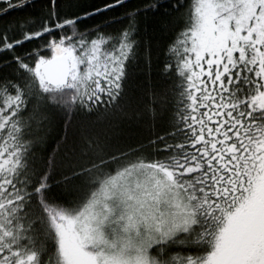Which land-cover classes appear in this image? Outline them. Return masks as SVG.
<instances>
[{
	"label": "snow or ice",
	"instance_id": "6c2138e0",
	"mask_svg": "<svg viewBox=\"0 0 264 264\" xmlns=\"http://www.w3.org/2000/svg\"><path fill=\"white\" fill-rule=\"evenodd\" d=\"M0 264H264V0H0Z\"/></svg>",
	"mask_w": 264,
	"mask_h": 264
},
{
	"label": "trees",
	"instance_id": "16d2710c",
	"mask_svg": "<svg viewBox=\"0 0 264 264\" xmlns=\"http://www.w3.org/2000/svg\"><path fill=\"white\" fill-rule=\"evenodd\" d=\"M39 3V0H36ZM128 4L136 5L141 4L144 0H127ZM119 15V13H117ZM120 25L113 24L107 31L112 32L119 28ZM141 31L144 35L146 42L151 43L152 48V59L151 67L149 68L148 61L141 57L139 61V67L134 69V79L129 91V96L132 97L130 100L123 102L121 108V115L116 122L107 129L108 134L114 140H121L127 143H134L140 139L142 124L140 122L141 118L137 116L135 112V97L139 96L138 86L141 84H146L148 82L149 76L152 77L153 82L156 81L157 72L159 70L160 61L164 58L163 48L167 43L171 33L168 30L161 31L157 25L153 23V18L148 17L147 20L142 23ZM41 41L37 40L33 44H26L25 48L31 50L33 47L38 46ZM175 66V61L173 60V67ZM61 131H63V126H61ZM71 131L69 133V144H71Z\"/></svg>",
	"mask_w": 264,
	"mask_h": 264
}]
</instances>
